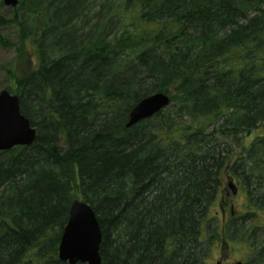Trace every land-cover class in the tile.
Segmentation results:
<instances>
[{"label": "trees", "instance_id": "trees-1", "mask_svg": "<svg viewBox=\"0 0 264 264\" xmlns=\"http://www.w3.org/2000/svg\"><path fill=\"white\" fill-rule=\"evenodd\" d=\"M0 23L20 40L6 89L38 131L0 151V264H67L76 199L98 217L102 264H208L261 228L264 0H20ZM156 92L171 104L127 127ZM229 177L246 200L224 223ZM256 251L246 264H264Z\"/></svg>", "mask_w": 264, "mask_h": 264}, {"label": "water", "instance_id": "water-1", "mask_svg": "<svg viewBox=\"0 0 264 264\" xmlns=\"http://www.w3.org/2000/svg\"><path fill=\"white\" fill-rule=\"evenodd\" d=\"M20 0H4L5 5L17 7ZM171 104V98L156 92L141 99L131 110L127 127L149 119ZM38 138L36 127L22 113L20 97L4 89L0 92V151L16 146H29ZM234 194L238 188L231 180ZM102 229L94 209L82 200H75L70 209L68 223L59 245V261L68 264H102ZM216 264H221L218 261ZM232 264H243L242 261Z\"/></svg>", "mask_w": 264, "mask_h": 264}, {"label": "rangeland", "instance_id": "rangeland-1", "mask_svg": "<svg viewBox=\"0 0 264 264\" xmlns=\"http://www.w3.org/2000/svg\"><path fill=\"white\" fill-rule=\"evenodd\" d=\"M3 0H0V16L3 17L5 20H10L13 13V7L7 6L2 4ZM0 35L3 38H6L10 41L11 45H6L4 42L0 39V92L4 89H6L10 85V81L7 77V69L12 67L15 63L18 62V53H17V47L19 46L20 40H19V30L17 25L14 23L10 24H4L0 23ZM260 132V131H259ZM262 132V131H261ZM240 150H242L240 148ZM237 186L244 187L242 183V178H240V184L235 178ZM228 180H226V188L224 190V196L225 194L230 191V188L227 185ZM246 192L243 191L241 188H239V191L237 195L229 194L228 197L226 196L227 202L232 204L234 206V210L237 213H242V207L244 205V201L246 200ZM229 204V205H230ZM227 207V214L229 217L230 213V207ZM221 214V213H220ZM256 224H259L261 228L251 229L247 232L243 231L242 234L245 236H250L249 239L242 238L241 234L240 236L236 237L238 239L237 243H230L226 249H223L222 245L219 246H213L212 249L209 251V256L207 258L208 264H214L219 258L222 257L223 254L227 255V258H229L226 262V264H230L231 262L237 261V260H244L246 263H248L252 258L256 257V244H264V210L261 211L260 217H258L255 221ZM251 224V222H249ZM245 239V240H244ZM224 244V243H220Z\"/></svg>", "mask_w": 264, "mask_h": 264}, {"label": "flooded vegetation", "instance_id": "flooded-vegetation-1", "mask_svg": "<svg viewBox=\"0 0 264 264\" xmlns=\"http://www.w3.org/2000/svg\"><path fill=\"white\" fill-rule=\"evenodd\" d=\"M239 186V185H238ZM240 187V186H239ZM229 194H232L231 193V191H228L227 193H226V195L224 196V199H226V196L228 197V195ZM230 203L229 202H227V206H226V208H224L223 210H222V217L223 218H221V220L225 223L227 220H228V214H227V207H228V205H229ZM233 205L232 204H230L229 205V207H232ZM228 247V245L224 248L223 247V249H226ZM229 258H227V255L226 254H223L222 255V257L221 258H219L217 261H219V260H222V264H226V262H227V260H228Z\"/></svg>", "mask_w": 264, "mask_h": 264}]
</instances>
